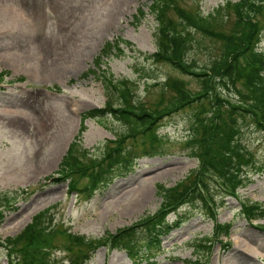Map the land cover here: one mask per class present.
Returning <instances> with one entry per match:
<instances>
[{
	"label": "rangeland",
	"instance_id": "1",
	"mask_svg": "<svg viewBox=\"0 0 264 264\" xmlns=\"http://www.w3.org/2000/svg\"><path fill=\"white\" fill-rule=\"evenodd\" d=\"M175 1L187 13L198 11L209 16L222 5L241 0ZM151 4L152 0H0V74L5 75L0 82V209L4 217L0 241L19 235L37 213L47 210L45 224L50 223L47 230L54 237L48 255L52 264H70L66 250L69 234L84 235L99 243L157 213L164 202L160 184L179 186L198 174L202 162L191 155L190 121L193 112L210 105L207 98L168 112L150 127L148 134H157L159 142L149 153L128 138L126 146H133V154L138 152L132 168L116 171L94 194L79 196L68 191L69 181L55 180L78 137L82 114L106 104L108 91L99 75H87L106 41L122 37L134 43L133 49L126 47L124 55H113L109 65H104L115 85L129 89L130 106L161 110L159 102H174L179 85L194 95L205 90L206 80L178 71L153 56L158 19L150 10ZM224 13L225 23L217 28L228 33L236 22L234 6ZM168 18L181 21L178 10L171 9ZM259 34L257 47L264 52V27ZM190 40L188 65L193 71L199 70L195 66L213 67L224 53V42L219 38L195 31ZM164 83L167 89H162ZM220 89L233 102H237L236 90L250 95L243 82L233 89L230 85ZM102 119L105 124L86 119L87 129L74 149L80 158L75 160L88 164L84 153H89L88 157L103 154L114 146L107 140L122 138L129 129L114 116ZM240 139L250 151L238 162L247 178L237 188L236 197L211 184L219 206L215 217L209 216L199 202L185 206L168 214L169 223L180 221L182 212L186 220L163 237L160 250L149 262L141 258L134 262L125 250L102 245L90 249L87 264H194L206 260L208 264H264V217L249 222L239 202L264 203V170H260L264 167V133L246 124ZM162 168L171 170L161 173ZM86 183L87 177L82 185ZM209 204L213 206L212 200ZM228 222L233 225L231 236L216 238L215 224ZM7 258L0 242V264H11Z\"/></svg>",
	"mask_w": 264,
	"mask_h": 264
},
{
	"label": "trees",
	"instance_id": "2",
	"mask_svg": "<svg viewBox=\"0 0 264 264\" xmlns=\"http://www.w3.org/2000/svg\"><path fill=\"white\" fill-rule=\"evenodd\" d=\"M232 6L236 13V22L232 31L228 33L219 31L217 27L225 23L224 10ZM138 9L143 14L144 8L140 6ZM171 9L178 10L180 22L168 18ZM150 10L158 19L156 33L158 50L153 56L178 71L193 74L196 79L206 80L205 90L199 95H194L187 87L179 85L172 99L174 102H170L169 105L159 102V106H162L161 110L130 106L129 89L115 85L111 77L112 73L107 71L104 65H109L113 55L116 57L124 55L126 47L133 49L134 43L122 37L106 41L94 59V69H90L87 75L91 72L99 75L98 79L109 92H107L108 102L103 108H94L82 114L78 137L64 157L56 180L69 181L70 192H77L79 196L93 194L94 190L104 183L103 181H108L109 177L113 178L116 171L125 172V169L128 171L132 168L138 152L133 154V146H126L128 138L138 143L145 153H149V150L156 148L159 142L157 134H148L150 127L153 128L154 124L168 112L186 109L207 98L210 105H204L201 110L193 112L191 115L193 120L190 121L191 155H196L202 164L192 181L189 178L182 181L179 186L173 187L159 185L164 202L157 213L134 222L114 235H108L99 243L87 239L84 235L69 234V245L66 250L70 254V264H87L90 259V249L93 251L102 245L125 250L134 262L140 258L149 262L150 256L160 250L162 238L186 220L182 212L179 216L180 221L169 223L166 218L170 212L199 202L209 216L215 217V211L219 206L212 193L213 183L215 188L224 194L238 196L237 188L247 178L246 173L239 170L238 162L245 160L250 153L245 146H242L240 139L243 127L251 124L264 133V63L262 61L264 52L259 46L257 47L260 30L264 27V0L228 3L217 8L209 16H204L198 11L196 14L187 13L177 7L175 0H152ZM221 19L222 23H219ZM195 31L211 38H219L224 42L225 50L221 58L213 64V67H203L204 71H193L188 65L191 60L189 61L188 58L187 47L189 51L190 38ZM195 68L201 67L195 66ZM3 76L4 74H0V80ZM241 82L249 89L250 95L247 96L236 90L237 102L227 99L220 91L223 85H230V89H233ZM162 85V89H167V84ZM115 100L120 103H115ZM106 115L114 116L127 124L129 129L123 132L125 136L117 137L115 141H107L114 146H110L101 155L88 157L90 154L84 153L83 156L88 159L86 165L82 161L75 160L74 158H80L75 154L74 149L79 146L77 139H81L82 133L87 129L86 119H99L105 124L102 118ZM260 170L263 171L264 167H260ZM86 177L88 183L82 185ZM211 200L213 206L209 204ZM240 202L241 212L248 221L264 217V203L241 199ZM46 213L47 210L37 213L33 221L19 235L9 237L7 241H0L6 247L7 255L12 259L9 260L11 264H52L48 250L54 245V237L47 230L50 223L45 224ZM3 219L0 209V223ZM215 227L214 233L217 238L222 236L228 238L231 235V223H216ZM205 247L210 246L205 245ZM194 264H204V262H194Z\"/></svg>",
	"mask_w": 264,
	"mask_h": 264
},
{
	"label": "bare ground",
	"instance_id": "3",
	"mask_svg": "<svg viewBox=\"0 0 264 264\" xmlns=\"http://www.w3.org/2000/svg\"><path fill=\"white\" fill-rule=\"evenodd\" d=\"M170 170H171V169H169V168H167V169L162 168L160 171H161V173H163V172H168V171H170ZM130 191H132V189H131Z\"/></svg>",
	"mask_w": 264,
	"mask_h": 264
}]
</instances>
